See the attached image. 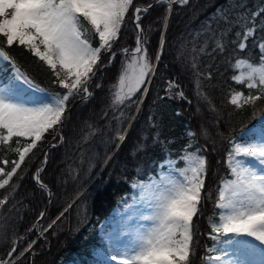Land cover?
Listing matches in <instances>:
<instances>
[{"label":"trees","instance_id":"1","mask_svg":"<svg viewBox=\"0 0 264 264\" xmlns=\"http://www.w3.org/2000/svg\"><path fill=\"white\" fill-rule=\"evenodd\" d=\"M155 1L134 0V7H146ZM261 7H264V0H190L184 6L173 4L169 12L168 3L160 2L141 13V26L147 37L144 47L153 62L163 31L160 59L143 102L125 139L104 169L71 203L72 207L59 220L56 219L52 228L38 236L95 176L117 144L116 121L104 117L103 112L110 100V89L127 63L122 51H131L136 46L138 30L132 20L134 8L130 9L120 37L113 44L115 58L111 64L108 63V55L102 54L103 66L89 86L92 96L85 101L78 100L79 97L70 99L64 126L58 132L46 134L38 147L26 157L10 184L0 189V199L9 197V204L5 206L7 210H0V228L4 230L0 233V258L7 256L14 240L17 241L18 251L33 241L31 253L25 254L21 264H100L93 253L101 246V222L130 194V184L134 180L145 181L156 175L162 161L167 157H178L192 140L208 149L203 153L208 159L209 172L201 211L194 218L191 256L192 264H204L206 249L213 244L208 236L209 224L219 211L215 207L217 188L222 178H229L225 162L229 141L257 124L258 118L264 115V101L242 108H235L229 103L233 90L248 91L232 80V64L238 58L254 63L259 61L257 45L264 41V31L260 28L264 16L257 18L256 32L248 39L243 53L232 41L236 39V32H242L250 25L241 23L231 27L223 39L224 52L212 51L215 47L212 41L201 52L204 43L202 33L209 25L214 30L225 28L223 23H218L222 12L239 19L241 13L248 15ZM93 43H98V39H94ZM194 45L195 52L192 50ZM7 51L16 66L36 85L46 90L55 88L50 70L37 58L18 46ZM198 73L212 75L210 81L200 77L199 89ZM168 81H175L179 88L167 92ZM52 91L61 92L58 89ZM142 91L137 93L138 98ZM180 91L184 93L183 98L178 95ZM135 109L134 104L125 109V117H132ZM128 122L125 120L120 125L121 130L124 131ZM110 123L112 127H109ZM88 125L100 131L84 143L82 137L92 131ZM188 131L196 133L194 139L187 135ZM59 135L64 138L60 145L59 139H53V136ZM156 137L158 142H154ZM54 144L55 147L52 146ZM141 145L143 150H140ZM3 159L11 162L18 156L0 147V161ZM0 167H5L7 171L12 164L5 166L0 163ZM35 176L49 188L50 195L35 182Z\"/></svg>","mask_w":264,"mask_h":264},{"label":"snow or ice","instance_id":"2","mask_svg":"<svg viewBox=\"0 0 264 264\" xmlns=\"http://www.w3.org/2000/svg\"><path fill=\"white\" fill-rule=\"evenodd\" d=\"M189 2L167 0L168 9L170 11L173 4L184 6ZM133 8L132 20L138 30L136 46L131 51L123 50L127 63L110 89V100L103 112L104 117L116 121L115 139L118 141L125 139L120 125L125 120L130 122L134 119L125 117V109L134 104L139 110L143 101L137 93L147 92L146 85L154 74V63L144 47L147 37L141 26V13L147 12V8L134 7V0H0V62H7L14 70L7 81L0 82V147L18 156L11 162L7 159L0 161L5 166L12 164L7 171L0 167V189L10 184L26 157L46 134L58 132L64 126L70 99L91 97L89 86L103 66L102 54L108 55V63L111 64L115 58L113 44L119 39ZM262 16L264 7L248 15L241 13L239 19L222 12L218 23H223L225 28L214 30L209 25L202 33L204 43L200 51L204 52L212 41L215 44L212 51L224 52L223 39L227 32L232 26L244 23L250 26L236 32L232 43L240 53L245 52L248 39L256 32V20ZM260 28L264 31V23ZM94 39H98L95 45ZM13 46L25 49L42 62L54 77L53 82L64 91L46 94V99L33 103L25 100L21 85L40 93H45V90L16 66L7 51ZM257 47L258 62L244 58L234 62L237 74L232 76V80L249 90L247 94L233 90L229 103L235 108L255 106L258 101H264V41ZM192 50L196 51L195 45ZM154 59L159 61L160 55ZM192 66L195 68L196 64ZM197 77L198 89L200 77L212 79L211 73H198ZM167 84L169 93L173 88H179L175 81ZM199 94L203 96V93ZM178 95L184 97L182 91ZM88 127L92 131L82 137L84 143L100 131L92 125ZM109 127H112L111 123ZM187 135L194 139L196 133L189 131ZM245 137L246 134L241 132L239 138L229 141L231 147L225 161L229 178H222L217 188L215 207L219 211L209 224L208 236L213 244L206 249L205 264H264V128L258 134ZM53 139L63 142L64 138L59 135ZM154 142H158V137ZM140 150H143V145ZM207 150L206 146H194L190 140L176 159H166L160 165L158 179L149 178L147 182L134 185L139 189L143 206L149 210L148 214L139 217L147 224L132 227L137 217L136 207L130 205L120 234L121 237H129L130 243L124 247L109 246L106 250L109 264H192L194 218L201 211L209 172L208 159L203 155ZM46 159L47 153L45 162ZM107 159L110 157H106L105 162ZM36 180L40 183L38 176ZM8 204V196L0 199V210H7L5 206ZM71 207L69 204L64 212ZM64 212L56 219L59 220ZM43 216L41 213L40 218ZM55 223L56 220L52 221L48 228ZM3 231L0 228V233ZM31 251L32 243L18 251L14 240L7 256L0 258V264H21L25 254Z\"/></svg>","mask_w":264,"mask_h":264},{"label":"rangeland","instance_id":"3","mask_svg":"<svg viewBox=\"0 0 264 264\" xmlns=\"http://www.w3.org/2000/svg\"><path fill=\"white\" fill-rule=\"evenodd\" d=\"M134 14V10H133ZM233 69V75L237 74V71L234 69V62L232 64ZM14 74V70L11 65H9L7 62H0V82L7 81L12 75ZM41 88V87H40ZM50 90H45V93L36 92L33 89L29 88L26 85H21V93L22 97L27 100L30 103L37 102L41 98L46 99V94H55L57 92H53L52 89H58L61 92H63V89H59L57 85L55 84L54 87H49ZM247 89V88H246ZM249 91V90H248ZM245 92V94L248 93ZM143 92V91H142ZM231 95V94H230ZM81 98V96H77ZM90 98V97H89ZM85 99V98H82ZM87 99V98H86ZM230 99V97H229ZM264 117V115L260 116L257 120V124L249 127L248 129L244 130L243 132L246 134V137L253 134H258L261 130V128H264V120L261 118ZM251 130V132H249ZM189 132V131H188ZM240 135L238 136V138ZM193 142V141H192ZM194 146H198L195 142H193ZM231 147V145H230ZM204 155V153H203ZM176 159L177 157H167L166 159ZM165 159V160H166ZM164 160V161H165ZM162 161V163L164 162ZM161 163V164H162ZM160 164V165H161ZM159 165V167H160ZM182 166V165H181ZM161 169L157 172L156 175L150 176L149 178L158 179L159 173ZM149 179L145 181L140 180H134L130 184V194L126 195L117 205V207L114 208V210L111 212L110 216H108L100 226V244L101 246L98 247L97 250L94 252V257L100 262V264H109V262L106 260V250L109 246L112 247H124L125 245H128L130 243L129 237H121L120 234L123 231L125 224V217L127 216L126 210L129 208L130 205H133L136 207L135 215L137 219L134 221L132 227H144L146 226L147 222L142 221L139 219L141 214H148V209H146L141 200H140V193L139 189L137 187H134V185L139 184L141 182H147ZM117 237H120L117 239ZM205 258V257H204ZM203 258V263L205 264V260ZM71 264V263H68Z\"/></svg>","mask_w":264,"mask_h":264},{"label":"water","instance_id":"4","mask_svg":"<svg viewBox=\"0 0 264 264\" xmlns=\"http://www.w3.org/2000/svg\"><path fill=\"white\" fill-rule=\"evenodd\" d=\"M163 2L165 1V0H162ZM159 2H161V0H157V1H155V2H153V3H151L150 5H151V7L154 5V4H157V3H159ZM151 7H149V5L148 6H146V7H143V8H147V10H149ZM163 42V38H161V40H160V42H159V46H158V50H157V53H156V55H161V43ZM157 61L155 60V62H154V67H155V63H156ZM152 76V75H151ZM150 79H151V77H150ZM149 84V83H148ZM148 84L146 85V87L148 88ZM144 95H145V93L143 92V94H142V97H141V99H143V97H144ZM140 106V105H139ZM136 112H137V108H136V111H135V113H134V115H133V117H135V114H136ZM132 121H133V119L129 122V124H128V126H127V128H126V130H125V132L127 131V129L130 127V124L132 123ZM124 132V133H125ZM60 144V143H59ZM116 147H117V145H116ZM116 147L114 148V150L112 151V153H111V155H113V153L115 152V150H116ZM111 158V157H110ZM109 160V159H108ZM106 164V163H105ZM104 165V164H103ZM103 165H102V167H103ZM105 166V165H104ZM99 172H101V171H98V173L95 175V177L99 174ZM94 177V178H95ZM93 178V179H94ZM92 179V180H93ZM92 180L89 182V184L92 182ZM36 182H37V180H36ZM40 184V183H39ZM45 189H46V191H47V194L49 195L50 194V190L48 189V187L46 186V187H44ZM85 189V188H84ZM83 189V190H84ZM82 190V191H83ZM81 191V192H82ZM80 192V193H81ZM67 208V207H66ZM45 209L46 208H44L43 209V211H42V213H44L45 212ZM65 209V208H64ZM59 215H57L52 221H54L57 217H58ZM50 224H52V222L50 223ZM48 228V226L45 228V229H47ZM45 229H44V231H45ZM42 234V232L39 234V235H41Z\"/></svg>","mask_w":264,"mask_h":264},{"label":"bare ground","instance_id":"5","mask_svg":"<svg viewBox=\"0 0 264 264\" xmlns=\"http://www.w3.org/2000/svg\"><path fill=\"white\" fill-rule=\"evenodd\" d=\"M124 134H126V133H124ZM119 142H120V141H117V145H119ZM111 153H112V152H110V154L108 155V157H111V156H112ZM105 160H106V159H105ZM109 160H110V159H109ZM109 160L107 159V162L104 161L103 164L106 166V164L109 162ZM105 163H106V164H105ZM103 164H102V165H103ZM102 165H101V167L98 169V171H102V170L104 169L105 166L103 165V167H102ZM97 173H98V172H97ZM97 173H96V174H97ZM96 174H95V175H96ZM98 175H99V174H98ZM98 175H97V176H98ZM97 176H96V177H97ZM94 177H95V176H94ZM94 177H93V178H94ZM96 177H95V178H96ZM95 178H94V179H95ZM88 186H89V183L86 184L84 188L86 189ZM84 188H83V189H84ZM83 189H82V190H83ZM82 190H81V191H82ZM77 197H78V194L72 199V201H71L69 204H71V203H72ZM69 204H68V205H69ZM68 205H67L66 207H68ZM62 212H64V209H63L62 211H60V212L58 213V215L60 216V214H61Z\"/></svg>","mask_w":264,"mask_h":264}]
</instances>
